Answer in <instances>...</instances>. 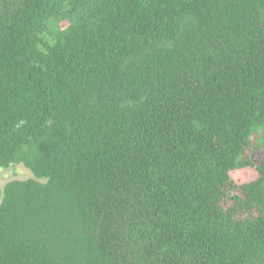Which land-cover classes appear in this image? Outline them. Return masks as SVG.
I'll list each match as a JSON object with an SVG mask.
<instances>
[{
	"label": "trees",
	"instance_id": "16d2710c",
	"mask_svg": "<svg viewBox=\"0 0 264 264\" xmlns=\"http://www.w3.org/2000/svg\"><path fill=\"white\" fill-rule=\"evenodd\" d=\"M263 150L264 0H0V264H264Z\"/></svg>",
	"mask_w": 264,
	"mask_h": 264
},
{
	"label": "rangeland",
	"instance_id": "374dc122",
	"mask_svg": "<svg viewBox=\"0 0 264 264\" xmlns=\"http://www.w3.org/2000/svg\"><path fill=\"white\" fill-rule=\"evenodd\" d=\"M51 24L56 29H63L67 26V23L57 20L52 21ZM263 157L264 150L256 151L252 154V160L255 163H259ZM28 179H34V176L31 171L25 168L22 164H16L8 168L0 169V189L11 181H24Z\"/></svg>",
	"mask_w": 264,
	"mask_h": 264
}]
</instances>
